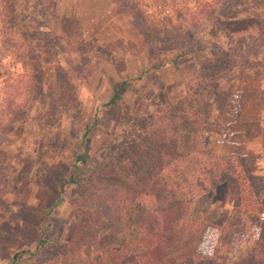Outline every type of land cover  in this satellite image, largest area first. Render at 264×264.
<instances>
[{
  "label": "rangeland",
  "instance_id": "obj_1",
  "mask_svg": "<svg viewBox=\"0 0 264 264\" xmlns=\"http://www.w3.org/2000/svg\"><path fill=\"white\" fill-rule=\"evenodd\" d=\"M10 2L19 9L17 28L34 35L42 71L34 79L25 119L0 139V264H10L17 253L18 264H39L72 240L71 204L78 186H64V180L75 172L89 175L98 162L111 163L120 147L129 146L162 118L165 106L181 102L188 90H202L200 63L215 57L229 63L220 66L224 71L216 78L223 93L209 106L204 140L213 155L219 156L214 152L219 135L229 129L242 127L252 143L264 140V100L251 86L252 80H264V56L243 71L233 66L236 49L264 21V0H111L114 15L127 21L138 41L129 35L130 42H112L117 31L113 25L106 29V43L78 41L72 22L62 15L76 14L74 9L92 11L98 1ZM171 24L183 32L171 37L166 33ZM217 26L216 39L202 36ZM144 31L152 36L147 39ZM191 40L199 41L193 52L174 63L178 47ZM81 52L88 54L82 58ZM18 75L24 76L19 50L1 47L0 94ZM123 82L127 89L112 103ZM61 86L68 90L66 103ZM235 97L244 114L241 126L228 113ZM256 154L253 149L248 156L220 155L233 157L232 165L238 168L240 160L247 179L234 174L230 182L198 194L188 218L203 230L198 247L202 264H256L254 255L262 252L264 222L253 216L264 213V158ZM81 156L85 163L77 161ZM258 197L255 205L252 200ZM236 206L248 220L234 219ZM43 239L48 243L41 248ZM38 247L41 253L36 255Z\"/></svg>",
  "mask_w": 264,
  "mask_h": 264
},
{
  "label": "trees",
  "instance_id": "obj_2",
  "mask_svg": "<svg viewBox=\"0 0 264 264\" xmlns=\"http://www.w3.org/2000/svg\"><path fill=\"white\" fill-rule=\"evenodd\" d=\"M18 12L15 2L0 0V48L18 49L24 70V76L18 75L17 82H9L8 91L0 94L3 97L0 99V139L11 132L19 120L25 119L35 87L34 79L42 71L41 57L35 52L34 35L32 37L16 26L20 20ZM217 27L207 28L209 30L202 36L216 39L220 33ZM182 32L181 27L173 24L166 31L171 37ZM143 33L146 38L152 36L147 31ZM163 34L164 31L156 35L157 43H161L159 37ZM195 36L192 33L194 40ZM198 43L191 40L189 45L184 42L177 46L180 49L173 62L192 53ZM87 54L83 52L82 58ZM236 54L234 62H237L233 66L242 71L248 63L264 56V21L256 34L243 39ZM214 59L216 61L209 59L199 65L202 90H188L181 102L165 106L161 110L162 118L153 122L129 146L120 147L111 163L98 162L89 175L75 172L64 180V186H78V195L71 204L75 233L58 254L42 259L39 264L204 262L198 250L203 230L188 218L198 194L207 193L217 184L230 182L235 178L234 174L247 179L245 169H242L245 165L240 160L241 167L238 168L232 165L233 157L213 155L212 147L204 140L211 101L223 93L216 79L224 71L220 66L226 68V64L229 65L226 60ZM127 87L128 84L123 82L111 102L117 103L120 92ZM61 94V100L66 103L69 96L64 86H61ZM77 161L85 163L86 158L81 156ZM254 195L257 198L258 192ZM259 199L252 202L257 205ZM245 213L236 206L232 216L237 221L248 220ZM255 217L264 222V213ZM232 227L230 225L228 229ZM47 243L43 239L40 247ZM40 247L36 255L41 253ZM261 250V254L256 252L254 255L258 257L256 264H264V242ZM19 257L20 253H17L10 264H18Z\"/></svg>",
  "mask_w": 264,
  "mask_h": 264
},
{
  "label": "crops",
  "instance_id": "obj_3",
  "mask_svg": "<svg viewBox=\"0 0 264 264\" xmlns=\"http://www.w3.org/2000/svg\"><path fill=\"white\" fill-rule=\"evenodd\" d=\"M95 3L98 1L99 7L92 5V11L89 10H82V9H74L76 14H62L64 16L63 19H65L69 23L72 22L73 28L75 29V32L78 35V41L84 43V42H94L99 43L103 42L106 43V40L104 39L106 34V29L111 26H115L117 28L116 34H114V40L113 41H129L132 38V40H136L135 38H138L136 34L132 30H130V27L127 23V21L123 20L122 17H117L114 15V9L115 5L111 2V0H92ZM53 30L49 31V34L52 33ZM65 35H67V30L63 28L62 31ZM129 35H131V38H129ZM254 90H259L260 93H262V99L264 100V80H252V85ZM236 98V97H235ZM239 98H236V100L232 101V112H228L230 115H232L238 124L241 126V121L243 119V111H242V105H237V101ZM263 107V106H262ZM264 116V107L262 114ZM230 125L233 126V123ZM229 127V126H228ZM242 128V127H240ZM238 129H229L227 132H223L219 135L217 144L215 146L214 152L216 155H241V156H248L250 155V152L253 149L257 150V156H261L264 158V140L257 143H252L248 136L245 135L242 130ZM225 139H228L227 142ZM227 143V144H223ZM261 153V154H260Z\"/></svg>",
  "mask_w": 264,
  "mask_h": 264
}]
</instances>
